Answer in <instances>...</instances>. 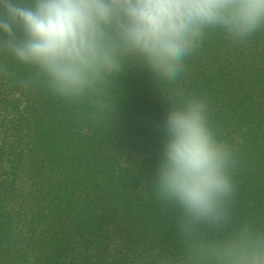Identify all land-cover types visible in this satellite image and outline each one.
<instances>
[{
    "label": "trees",
    "instance_id": "trees-1",
    "mask_svg": "<svg viewBox=\"0 0 264 264\" xmlns=\"http://www.w3.org/2000/svg\"><path fill=\"white\" fill-rule=\"evenodd\" d=\"M179 83L234 151L219 225L183 228L155 198L174 84L126 59L65 100L0 50V264H230L226 245L264 242V26L244 40L210 30Z\"/></svg>",
    "mask_w": 264,
    "mask_h": 264
},
{
    "label": "clouds",
    "instance_id": "clouds-1",
    "mask_svg": "<svg viewBox=\"0 0 264 264\" xmlns=\"http://www.w3.org/2000/svg\"><path fill=\"white\" fill-rule=\"evenodd\" d=\"M262 26L264 0H0V50L35 69L54 96L82 97L126 59L176 86L151 179L155 198L180 209L183 228L227 221L236 160L206 101L187 95L179 77L210 30L244 40ZM226 257L264 264V242L241 236Z\"/></svg>",
    "mask_w": 264,
    "mask_h": 264
}]
</instances>
